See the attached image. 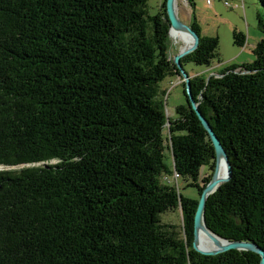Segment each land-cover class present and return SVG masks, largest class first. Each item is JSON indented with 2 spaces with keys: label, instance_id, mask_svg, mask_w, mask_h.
Segmentation results:
<instances>
[{
  "label": "trees",
  "instance_id": "16d2710c",
  "mask_svg": "<svg viewBox=\"0 0 264 264\" xmlns=\"http://www.w3.org/2000/svg\"><path fill=\"white\" fill-rule=\"evenodd\" d=\"M190 26L200 44L183 67L211 68L219 38L195 13ZM170 30L166 0L155 15L148 0H0V264H260L193 248L200 198L179 181L200 197L217 159L185 90L167 118L160 84L179 76ZM254 55L191 84L232 167L205 223L264 249V40ZM171 210L182 231L162 222Z\"/></svg>",
  "mask_w": 264,
  "mask_h": 264
},
{
  "label": "rangeland",
  "instance_id": "374dc122",
  "mask_svg": "<svg viewBox=\"0 0 264 264\" xmlns=\"http://www.w3.org/2000/svg\"><path fill=\"white\" fill-rule=\"evenodd\" d=\"M208 1H211V4ZM162 2L163 0H148L150 15H155L160 11ZM228 2L232 5L238 4L240 7L238 9L228 8L221 0H195V8L192 9L185 0H177V12L183 23L190 25L193 21V13H195L202 34L218 37L220 41L219 56L213 61L211 68L197 66L193 63L185 66V70L191 78L200 74L208 82L210 77H218L233 65L253 63L256 60L254 49L260 41L264 40V7L259 0H228ZM235 30L246 36L244 47L234 44L233 32ZM171 44L172 58H175L182 48L184 49L185 43L183 40L171 36ZM178 81L179 77H168L160 84L161 90L166 91V95L162 96V99L167 118L176 117V108L179 105L187 104L184 85L179 84ZM166 155L167 163L173 165L170 151L166 152ZM203 171L207 172L208 168ZM179 183L180 192L185 197L200 198L197 188L187 187L183 180H180ZM161 220L164 224L176 225L181 231L183 229L179 211H167L162 214Z\"/></svg>",
  "mask_w": 264,
  "mask_h": 264
},
{
  "label": "water",
  "instance_id": "95a60500",
  "mask_svg": "<svg viewBox=\"0 0 264 264\" xmlns=\"http://www.w3.org/2000/svg\"><path fill=\"white\" fill-rule=\"evenodd\" d=\"M166 12L168 16V21L171 24L170 36L173 30L175 31H183L188 33L192 38V46L189 47L185 51H180L177 56L174 58V64L177 66L179 70V76L184 79L185 83V91L188 97V103L191 105L193 110L196 112L197 116L199 117L202 125L204 126L205 130L208 132L212 144L216 151V167L212 176L211 182L205 186L203 192L201 193L199 203L197 206V210L195 213L194 219V242L193 248L195 251L206 255V256H217L229 251H247L253 252L258 254L261 257L260 264H264V249H262L257 243L254 242H230L226 239H223L214 233H212L206 223H205V210L206 205L209 197L213 195L222 184L228 182L232 175V167L229 162L228 155L222 146L220 140L216 136L215 132L213 131L212 127L210 126L209 122L206 118L202 115L199 110V104L195 101L193 93H192V84H191V77L187 74L185 68L181 60L188 56L189 54L195 52L200 44V35L195 32L192 27L188 24H185L179 18L177 12V0H166ZM211 78V77H210ZM209 81V80H208ZM223 161L227 166V175L225 178L220 179L218 176V165L219 162ZM201 230H205L208 236L213 240L217 248L211 250H201L199 248V232Z\"/></svg>",
  "mask_w": 264,
  "mask_h": 264
},
{
  "label": "bare ground",
  "instance_id": "6f19581e",
  "mask_svg": "<svg viewBox=\"0 0 264 264\" xmlns=\"http://www.w3.org/2000/svg\"><path fill=\"white\" fill-rule=\"evenodd\" d=\"M171 36H173L175 39H180L184 41L185 46L184 49H182L181 51H185L192 46V38L186 32L173 30ZM226 175H227V166L223 161H220L218 165V176L220 179H223L226 177ZM199 248L201 250H211L217 248V246L215 245L213 240L208 236L205 230H201L199 232Z\"/></svg>",
  "mask_w": 264,
  "mask_h": 264
},
{
  "label": "built area",
  "instance_id": "2783aa9c",
  "mask_svg": "<svg viewBox=\"0 0 264 264\" xmlns=\"http://www.w3.org/2000/svg\"><path fill=\"white\" fill-rule=\"evenodd\" d=\"M208 3L211 4V1H208ZM224 4L226 7L232 8V9H238L240 7L238 4L232 5L231 3L228 2V0H224ZM178 83L183 84L184 80L182 78H179ZM178 181H179V175L178 174H173V176L168 178V184L178 185Z\"/></svg>",
  "mask_w": 264,
  "mask_h": 264
},
{
  "label": "crops",
  "instance_id": "0c3cea01",
  "mask_svg": "<svg viewBox=\"0 0 264 264\" xmlns=\"http://www.w3.org/2000/svg\"><path fill=\"white\" fill-rule=\"evenodd\" d=\"M183 49V48H182ZM195 76V75H194ZM197 76H200V74H198ZM177 78H178V76H177Z\"/></svg>",
  "mask_w": 264,
  "mask_h": 264
},
{
  "label": "clouds",
  "instance_id": "9594fccd",
  "mask_svg": "<svg viewBox=\"0 0 264 264\" xmlns=\"http://www.w3.org/2000/svg\"><path fill=\"white\" fill-rule=\"evenodd\" d=\"M179 78H182V77H180V76H178ZM183 79V78H182ZM184 80V79H183ZM185 84V83H184Z\"/></svg>",
  "mask_w": 264,
  "mask_h": 264
}]
</instances>
